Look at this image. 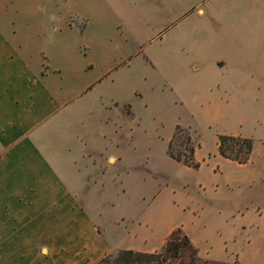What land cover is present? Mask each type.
<instances>
[{
  "label": "rangeland",
  "instance_id": "rangeland-1",
  "mask_svg": "<svg viewBox=\"0 0 264 264\" xmlns=\"http://www.w3.org/2000/svg\"><path fill=\"white\" fill-rule=\"evenodd\" d=\"M7 1L39 52L94 83L78 115L105 167L87 192L104 230L146 222L161 248L180 227L198 254L164 264H264V0ZM234 133L252 138L245 164L217 153ZM196 143L199 168L169 156Z\"/></svg>",
  "mask_w": 264,
  "mask_h": 264
},
{
  "label": "crops",
  "instance_id": "crops-1",
  "mask_svg": "<svg viewBox=\"0 0 264 264\" xmlns=\"http://www.w3.org/2000/svg\"><path fill=\"white\" fill-rule=\"evenodd\" d=\"M22 8L0 0V264H93L116 250L159 251L180 227L150 248L146 222H115L124 232L107 233L91 214L87 192L102 189L105 167L87 148L78 110L94 83L34 47Z\"/></svg>",
  "mask_w": 264,
  "mask_h": 264
},
{
  "label": "trees",
  "instance_id": "trees-1",
  "mask_svg": "<svg viewBox=\"0 0 264 264\" xmlns=\"http://www.w3.org/2000/svg\"><path fill=\"white\" fill-rule=\"evenodd\" d=\"M253 141L250 137L239 135L219 134L217 137L218 154L236 161L237 163H247L250 160ZM189 158H181L169 152V156L183 164L197 168L199 163L194 160V148L189 147ZM188 250L193 262L197 256L196 249L190 240L182 233L180 228L173 230L168 236L163 253H147L135 250H119L115 255H106L93 264H164L169 259H176L184 251Z\"/></svg>",
  "mask_w": 264,
  "mask_h": 264
}]
</instances>
